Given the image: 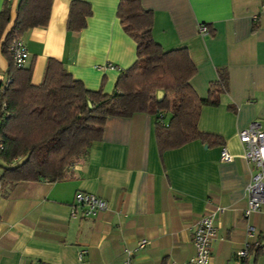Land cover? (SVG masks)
Wrapping results in <instances>:
<instances>
[{"label":"crops","instance_id":"obj_1","mask_svg":"<svg viewBox=\"0 0 264 264\" xmlns=\"http://www.w3.org/2000/svg\"><path fill=\"white\" fill-rule=\"evenodd\" d=\"M11 6L12 25L18 0ZM72 0H53L45 27L22 36L39 84L48 58L64 65L87 89L114 90L136 60V43L117 16L120 0L91 5L86 26L67 30ZM153 12L152 35L165 50L186 47L197 71L190 83L206 98L211 82L222 90L215 105H202L197 127L219 142L192 140L159 151L155 115L108 116L102 137L65 179L20 181L0 187V264H121L126 249L146 238L133 264H175L195 254L193 226L223 207L208 264H264V211L246 216V186L254 166L244 157L238 131L252 121L264 129V0H140ZM205 24L203 34L199 26ZM8 61L1 52L0 80ZM225 148L233 159L222 161ZM3 164L0 160V177ZM78 191L107 201L94 216L75 204ZM254 235H248V226ZM249 242L245 259L237 252Z\"/></svg>","mask_w":264,"mask_h":264},{"label":"trees","instance_id":"obj_2","mask_svg":"<svg viewBox=\"0 0 264 264\" xmlns=\"http://www.w3.org/2000/svg\"><path fill=\"white\" fill-rule=\"evenodd\" d=\"M53 0H18L11 22L7 1L0 11L1 52L8 61L4 86L0 83V187L20 181L55 182L71 175L72 167L102 137L108 116L155 115L159 151L180 147L192 140L219 142L218 135L202 132L197 121L202 105H215L220 81L210 83L201 98L190 79L196 73L186 47L165 50L152 35L153 12L140 0H120L117 16L136 43V60L118 76L114 90L87 89L62 62L48 58L39 84L31 81L33 64L16 66L10 47L28 30L45 27ZM90 3L72 0L67 30L77 32L87 23ZM163 98L157 100V91Z\"/></svg>","mask_w":264,"mask_h":264},{"label":"built area","instance_id":"obj_3","mask_svg":"<svg viewBox=\"0 0 264 264\" xmlns=\"http://www.w3.org/2000/svg\"><path fill=\"white\" fill-rule=\"evenodd\" d=\"M264 10V3L261 5ZM201 33L208 32L205 24L199 26ZM11 55L16 66H24L28 58V50L22 38L15 39L10 47ZM8 79L0 80L1 86H4ZM238 137L243 143L244 157L251 163L255 170L250 175L246 186L248 198L247 207L244 210L246 216L255 211H264V129L260 127L258 121L250 122L246 127L238 131ZM224 147L220 152L222 161H231L233 159ZM75 204L83 207V214L94 216L98 212L107 209V201L94 194L78 191L75 193ZM223 207H217L212 211L203 214L194 224L192 232V241L195 246V254L190 259L182 263L175 264H208L211 257V243L216 237V228L214 225L217 213L224 212ZM254 227L248 226V235H254ZM149 241L146 238L139 239L134 247L126 249L125 258L121 264H133V256L136 251L144 248ZM250 243L246 242L243 249L237 252V257L245 259L248 253Z\"/></svg>","mask_w":264,"mask_h":264},{"label":"water","instance_id":"obj_4","mask_svg":"<svg viewBox=\"0 0 264 264\" xmlns=\"http://www.w3.org/2000/svg\"><path fill=\"white\" fill-rule=\"evenodd\" d=\"M164 96V93L162 90L157 91V100L160 101Z\"/></svg>","mask_w":264,"mask_h":264}]
</instances>
